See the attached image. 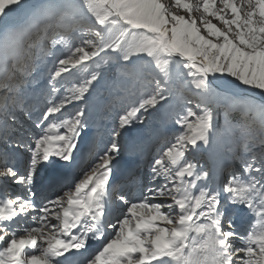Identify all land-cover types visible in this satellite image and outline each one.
<instances>
[{"label":"snow or ice","instance_id":"snow-or-ice-1","mask_svg":"<svg viewBox=\"0 0 264 264\" xmlns=\"http://www.w3.org/2000/svg\"><path fill=\"white\" fill-rule=\"evenodd\" d=\"M0 264H264V0H0Z\"/></svg>","mask_w":264,"mask_h":264},{"label":"rangeland","instance_id":"rangeland-1","mask_svg":"<svg viewBox=\"0 0 264 264\" xmlns=\"http://www.w3.org/2000/svg\"><path fill=\"white\" fill-rule=\"evenodd\" d=\"M33 2H38V0H33ZM214 22H215V21H214ZM220 87H221V89H222L223 91H225L226 93L231 94V95H235V96L237 97V93H238V92H237L236 89H237V88H238V89H239V88H242V87H244V86L239 85L237 82H234V81H233V78H229L228 81H226V82H221V83H220ZM105 95H106V93H105V91H104V86H101V88L99 89V95L97 96V99H99V98H101V97H103V96H105ZM237 98L240 99V100H254V101L259 102V100H257V99H252V98H251V99H248V98H239V97H237ZM113 116H114V113H107V114H105V115L103 116V118L98 119L97 124H96L95 128L93 129V136H94V134H95L96 129H99L101 132H103L105 128L109 127L110 124H111V121H112ZM239 117H240L239 112H234V113H233V118H234V119L238 120ZM222 122H223V119L221 118V123H222ZM153 127L162 130L163 133H164V135H165L168 139H172L173 135H174L175 132H176V127H177V126H175V125L172 124L171 122H169V123H167V124H161L159 117H157V119L153 121ZM172 128H173V129H172ZM37 131H38V129H37ZM168 132H169V136L167 135ZM161 142H163V141H161ZM156 146H157V145H155V144H150V145H149L150 150H152V149H153L154 147H156ZM100 147H102V145H100ZM94 149H95V150H94L92 156L90 157V160H89V163H88L89 165L92 163L93 157H94L95 152H96V147H94ZM201 156H202L204 159H208V158H209V156H208L207 153H202ZM119 163H120V162H119ZM120 164H122V163H120ZM234 166H235V165H234ZM140 173H141V175H142L143 177H145V179H144V184H147L148 181H147L146 177H147V174H148V164H147V165L144 164V165L141 167V172H140ZM144 190H145V193H146V188H145ZM16 191H19V189L16 188ZM133 191H136V189H133Z\"/></svg>","mask_w":264,"mask_h":264},{"label":"bare ground","instance_id":"bare-ground-1","mask_svg":"<svg viewBox=\"0 0 264 264\" xmlns=\"http://www.w3.org/2000/svg\"><path fill=\"white\" fill-rule=\"evenodd\" d=\"M237 97L239 98H248V99H257V100H261L262 98L259 96L258 92H250V90L244 86L242 88H237ZM173 129V128H172Z\"/></svg>","mask_w":264,"mask_h":264}]
</instances>
